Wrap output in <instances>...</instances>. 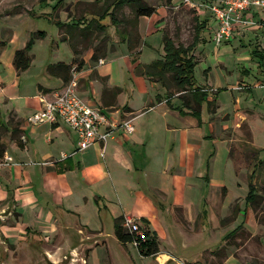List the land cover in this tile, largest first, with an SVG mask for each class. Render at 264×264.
Returning <instances> with one entry per match:
<instances>
[{"label": "rangeland", "instance_id": "obj_1", "mask_svg": "<svg viewBox=\"0 0 264 264\" xmlns=\"http://www.w3.org/2000/svg\"><path fill=\"white\" fill-rule=\"evenodd\" d=\"M143 1L157 9L163 32L177 44L188 46L199 37L200 42L192 51L197 62L196 84L209 94L200 114L180 113L179 109L185 110V106L176 99L174 109L163 104L155 106L134 121L135 136L146 138L152 134L153 139L152 147L138 161V167L144 168V171L141 168L142 181L138 182V188L135 173L111 167V183L97 181L94 187L85 186V191L74 188L73 195L65 198V209L69 208L70 212L49 208L51 212L46 215L47 207L36 191L33 198L26 197L25 193L16 198L14 190L5 191L0 186V264H116L125 260L133 264H152L151 258L139 255L134 244L126 247L127 258L123 256L122 245L115 236V221L123 211L133 213L125 218H132L142 227V218L148 219L162 233V244L166 245L169 233L161 226L154 198L159 207L166 210L162 221L168 223L171 220L175 225L171 231L179 247L173 252L181 264H264V31L244 36L236 33L230 42L217 45L213 40L216 26L207 12L199 11L191 3L186 4L185 0ZM58 2L0 0V24L11 21L21 24V32L30 27L48 33L45 40L33 45L30 51L32 66L19 77L20 86L13 88L16 77L3 75L9 90L21 96L8 103L0 95L3 120V115L13 107H20L27 116L33 113L38 101L37 84L48 81L45 70L52 59L56 41L57 54L62 60L71 58L70 49L60 41L66 37L80 51L87 50L99 35L92 21L97 19L104 24L98 15L111 5L112 0H65L55 11ZM12 11L17 12L16 18ZM30 11L47 14L34 19ZM112 11L120 26L112 24L109 17V44L112 40H120L115 29L123 32L128 28L134 32L135 28L129 7L112 8ZM195 13L201 22L207 20V27L198 32ZM24 18L27 19L20 21ZM57 21L80 23L75 37L65 35L66 28H58ZM88 23L93 30L91 37L84 39L81 30ZM143 32L145 40L139 61L149 63L157 58L163 36L161 31L152 32V29L144 28ZM7 34L1 35L4 42L8 41ZM100 38L103 35L100 34ZM256 51L261 54L255 56ZM136 63L122 46L94 74L87 68L86 76L92 89L82 91V96L91 105L98 106L105 85L101 77L105 76L109 83L123 90L120 105L143 109L150 98L155 105L159 104V100L165 98V90L159 84L137 76ZM80 76L86 78L84 74ZM125 111L122 108L121 112ZM168 125L175 127L166 134ZM60 126L66 131L62 135L64 138L67 132L72 133V138L77 137L66 124ZM12 127L9 122L0 126V152L3 155L6 149H12L14 140L22 141L21 135L12 132ZM131 136L123 135L125 138ZM165 137L174 139L177 151H167ZM10 154L13 163L19 160V152L10 151ZM104 155L107 157L106 151H101V157ZM257 161H263L259 171L255 172L258 197L248 206L250 176L256 170ZM3 172L1 170L0 175ZM165 183L188 188L185 197L193 204L174 205L172 198L168 200L158 190L150 188H161ZM176 192L179 194L181 190ZM34 200L37 205L33 204ZM209 210L210 215L204 218ZM51 214L53 221L49 220ZM79 244H82L81 250H75Z\"/></svg>", "mask_w": 264, "mask_h": 264}, {"label": "crops", "instance_id": "obj_2", "mask_svg": "<svg viewBox=\"0 0 264 264\" xmlns=\"http://www.w3.org/2000/svg\"><path fill=\"white\" fill-rule=\"evenodd\" d=\"M43 7L45 8L47 6H43ZM30 12H31L30 16H32V18L34 19L42 17L44 14H47L43 12L42 13H37L33 11ZM12 13L15 14L14 18H16L17 12L12 11ZM12 13L9 12V15H11ZM26 19L27 18H24L23 20L20 21H25ZM109 20H110L109 17L104 19L102 21L104 23L103 25L108 27V24L110 23ZM160 20L161 17L158 11L152 17L139 18L138 21H136L137 27L135 25L134 32L132 33L131 36L128 33L121 35L119 29H115L116 33H119L120 40L119 41L112 40L110 44L108 43L109 46H108L107 56L105 58H101L99 61L92 60L94 49L91 47L88 48L83 55L85 65L83 69L78 73L80 96L84 98L82 96V93L88 91L89 89H92V84L90 83V81L87 80L89 77L86 76L87 68L93 70V74H94L97 68L103 66L104 62H106L110 56L115 54L118 51V49L123 46L126 50L127 55L135 58V60L137 61L135 65V74L137 76L144 77L153 84H159L166 92L165 98H163V100L160 99L159 104L157 105H155L153 100L150 98L148 100V104H146L147 106L145 107L143 106L144 107L143 109H138V110L134 109L132 106H129L127 104L124 106L120 105L119 99L123 90L118 86L116 85L114 86L111 83H109L106 80L107 77L104 76L101 77L103 78L105 85L103 84V90L101 93V98L99 100L100 102L98 104L99 107H102L114 113L113 114L114 118L117 120L123 118H133L135 121L137 118L142 116L144 112L153 110L155 106L157 107L163 104V106H167L169 108L167 104V100H170L171 104H173L174 100L179 99L183 104L182 98H180L182 93H176L174 84L169 83L167 87H164L158 81L145 76L143 72H139L140 68L150 65L154 61L164 59L165 52H164L163 37H162L160 49L157 51L158 54L157 58L149 63H143L139 61V58L143 53V45L145 40L143 29L144 28L149 30L152 29V32L161 31L163 36L164 32L162 30V22H160ZM20 21L18 22L20 23ZM62 23L68 24L67 22H62ZM19 26H21V24L18 23L14 24L11 21L10 24H5V23L0 24V95L2 96V99L8 103L9 101L19 99L21 96H18V94L15 93V91L9 90L10 86L8 83L4 81L5 77H3V75L11 74L14 77H16V80H14L12 83V86H14L13 88L16 89L17 85L20 86L19 77L30 70L33 62V55L30 54V56L32 57L30 68L27 71L19 74L14 67V63H13L14 56L16 51L24 49L26 47L31 35L38 32L34 30V28H30V27L24 29L21 32L19 31L20 29ZM6 32H8L7 34L8 41L4 42L1 38V35L2 33H6ZM59 33H60V29H58V37L60 40ZM47 37H48V33L46 32V37L42 39H37L35 41V44H37L39 41L45 40ZM60 41L62 43H65L70 49L71 58L70 60H62L58 57L57 49L59 46H58V41H56L55 46L52 49V59L46 65L45 75L47 76L48 81L46 84H42L41 82L37 84L36 90L38 94L36 95L38 101L33 109L34 110L33 113L30 112V114L27 116L26 114H24V110H21L20 107L18 108L13 107L11 108L12 110L8 109L7 113L3 115L5 117L4 120L3 117L0 116V126H3L7 122H9V125L11 127L13 126L11 128L12 132L15 135H21L22 141L25 142L24 143L25 148H21L18 146V142H17L18 139L16 141L14 140V143L11 145L12 149H6L4 157L5 156L11 157L13 160L14 158L10 154V151H12V153L17 151L19 152L20 155L18 157L19 160H16V162L14 163L12 161L10 166L0 167V171L1 170L4 171L3 175H0V186L5 191H8V189L14 190V194L16 198H19L21 195H23V193L26 194V197L33 198L34 191H36L40 196V198L44 201L45 206L47 207V210H45L46 215L51 212V211L49 212V208L57 211H59L60 209H64V212H70L69 208H66L68 210L65 209L66 207L65 198L66 196L69 197L73 195L72 192L74 188H78L80 191H85L86 187H92V186L94 187V185H97V181L98 182L109 181L111 183L113 178V171L111 170V167H113L115 170H120V168H122L125 171L135 173L134 180L135 183L137 182L136 186L137 188L140 187L138 184L139 181L140 182L142 181L140 172H141V168L143 171L144 168L142 166L138 167V161L143 156L146 155L148 149L152 147V141H153V139H151L152 134H150V137H146V138L144 136L143 137L141 136L140 138L139 135L135 136L134 133L136 132V130L133 134H130L132 135L130 138L129 137L125 138L123 137V134L118 133L114 137V139H111L110 141L107 142V144L104 147V150L101 148V145H95L86 152H80L72 156L71 154L75 152L77 147V137L74 139L71 137L72 133L67 132V136L64 138L62 135H64L66 131L61 130V126H60L61 124L56 126L42 125L40 127H35V126H33L34 128L30 127V124L28 123L27 119L30 117V115L34 114L39 109H41L42 104L40 102V98L49 96L52 93L60 91L67 85L64 84V82L60 78H55L47 74L48 65L58 64L61 62L66 64H71L74 60V54L69 46L68 41H64L63 39ZM129 41L131 42L132 45H136L135 42H139L137 48L130 51ZM89 65H91V67ZM83 74L86 76V78L80 76ZM95 75H97V73ZM169 76L170 75H167V78ZM186 97L190 103V108H191V106L194 104L191 99V96L190 97L186 96ZM174 107L177 106L174 105L173 108ZM122 108L126 109V111L124 112L125 114L121 112ZM184 109H185L184 111L188 113L190 112L188 108L184 107ZM165 112H168V110ZM14 118L17 121L15 123H13ZM174 127L175 126L168 125L166 134H169L171 128ZM164 143L165 146L168 145L167 151L173 149L177 151L174 139L171 140L169 139V137L167 138L165 137ZM64 147H66L67 149H65ZM101 151L103 153L106 151L107 157L105 155L104 157H101ZM170 153L168 154V157ZM181 164L183 165V163ZM150 188L151 190H158V193H162L168 200L172 198V202L174 205L176 204L190 205V203L193 204V202L190 199H187L185 197L188 188L184 189L181 186H174L171 183H165L161 186V188L158 187H153V188L150 187ZM177 190L178 191L181 190V192L177 194L176 192ZM154 194H156V192H154ZM145 196L147 197V195ZM154 200H155L154 204L157 205L159 208L158 216L161 226L164 230L167 229V232L169 233V238L167 244L163 246L162 238H161L162 233L156 228V226L150 220L142 218L143 221L141 220L140 222L144 224L143 228L146 227L151 232H155L157 234L160 243L159 246L160 253L158 255H156L155 257H144V258H151L152 264H181L179 261H177L178 258L174 256V252H173L179 247V245H177V241L175 238L176 236L173 235L174 233L173 231H171L172 227L173 226L175 227V225L173 221L171 222V220L168 223L162 221L164 214L166 213V210H163L159 207L160 204L156 202V198H154ZM33 204L37 205V201L34 200ZM209 215H210V210L209 212H207V214H205L204 218L208 217ZM122 216L131 217L133 216V213H129L128 211H123ZM52 217L53 215L51 214L49 216L50 221H53ZM173 219L176 218L173 217ZM96 244L99 245V243ZM81 246L82 244H79V246L75 250H81L79 249ZM129 246L130 244H127L126 246L122 245L121 247L123 256L125 258H127L128 256L125 255L126 247ZM180 246L182 247L181 244ZM116 264H133V262H131L130 260H125L124 262H120V263L118 262Z\"/></svg>", "mask_w": 264, "mask_h": 264}, {"label": "trees", "instance_id": "obj_3", "mask_svg": "<svg viewBox=\"0 0 264 264\" xmlns=\"http://www.w3.org/2000/svg\"><path fill=\"white\" fill-rule=\"evenodd\" d=\"M64 1L65 0H59L58 4L55 6V11L62 7ZM42 2H46V0H42ZM123 7H129L131 9L134 16L133 22L135 23L136 27V21H138L139 18L152 17L157 13V9L155 7L146 4L143 0H112L111 5L106 6L103 13L98 15V17L101 21H103L107 17H110L112 24L120 26L118 20L115 18L112 8L117 10ZM194 20L196 21L197 32L198 30L207 27V20L201 22L196 13L194 14ZM92 22L94 26H96L97 31H99V35L95 37L94 42L92 41L90 43L89 48L91 47L94 49L92 60L99 61L101 58H105L107 56L109 41L107 29L109 27L101 24L97 19H93ZM79 24L80 23L78 22L71 24H64L60 21L56 22L58 28H66L65 35L69 34L73 38L75 37V30L80 28ZM90 26L91 23H88L85 29L81 30V36L84 39L91 37V32L93 29H91ZM125 33H128L131 36L133 32L127 28L126 30L124 29L123 32L121 31L120 34L124 35ZM100 34L103 35V38H100ZM45 37L46 32L38 31L31 35L24 49L16 51L13 63L18 74L25 72L30 68L32 62L30 51L37 39H42ZM66 38H64L63 40L67 41ZM199 42V37L197 36L194 38L192 44L188 46L177 44L169 35L164 33V59L154 61L150 65L144 66L143 68L139 69V72H143L145 76L158 81L164 87H167L169 83L174 84L177 89L176 93H182L180 98H182L184 106L190 110V114L196 116L200 114L203 102L209 95L208 90L199 88L196 84L195 69L197 66V62L194 59L192 51L196 48ZM68 43L74 54L73 62L71 64H66L63 62L58 64H50L47 67V74L55 78H60L64 82V84H68L72 80L74 71L79 73L85 65L83 55L86 50H84L83 52L80 51L76 47L75 43L70 41V38ZM135 44L136 45H132L129 41L130 51L137 48L139 42H135ZM258 54L261 53L256 51L255 56H257ZM167 75L170 76L167 78ZM188 93H191L190 96L195 108L192 106L190 108V103L187 97L184 96ZM167 104L171 109H174L170 100H167ZM179 111L180 113L184 112V110L181 109H179ZM17 142L19 147L25 148V145L22 141L18 139ZM1 157H4L3 152H0V158ZM261 164H263V161H257V164L255 165L256 170L250 176V189L246 197L248 206L250 204H254L258 197L256 185L257 177L255 176V172L259 171V169L261 168ZM125 220L126 218L124 216H120L115 221V236L118 242L123 246L136 243V248L138 249V252L142 257H155L156 255H158L160 253V243L157 234L155 232H151L146 227H141L139 224H137L136 228H128L125 226Z\"/></svg>", "mask_w": 264, "mask_h": 264}, {"label": "built area", "instance_id": "obj_4", "mask_svg": "<svg viewBox=\"0 0 264 264\" xmlns=\"http://www.w3.org/2000/svg\"><path fill=\"white\" fill-rule=\"evenodd\" d=\"M196 9L207 12L216 26L214 42L217 45L230 42L236 33L264 31V0H185ZM102 62V61H101ZM103 63V62H102ZM41 109L28 119L31 126H56L61 123L77 136V147L72 156L86 152L95 145H105L121 133L130 135L135 132L133 118L117 120L114 113L99 106H93L79 94L78 73L73 72L72 80L60 91L41 97ZM11 157H3L0 167L10 166ZM125 226L137 227L132 218H126ZM135 247L137 246L134 243Z\"/></svg>", "mask_w": 264, "mask_h": 264}]
</instances>
